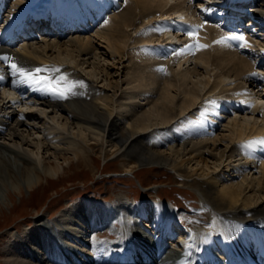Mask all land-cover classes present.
Segmentation results:
<instances>
[{
    "label": "bare ground",
    "instance_id": "obj_1",
    "mask_svg": "<svg viewBox=\"0 0 264 264\" xmlns=\"http://www.w3.org/2000/svg\"><path fill=\"white\" fill-rule=\"evenodd\" d=\"M181 2L182 4H179V7L174 5L176 6L175 9L173 8L171 9L172 11L169 12L164 11V7L168 4V0H137V2L131 1L128 3L122 12L119 11V21L113 27L114 30L109 33H104L103 31L102 33L100 31L101 33H98L96 36L99 38V41L100 38L103 39L101 43L105 42L113 58H115L116 55L119 60L118 63H104L106 65H102V54H104V52L101 53L98 51L97 47H94L95 44L91 42L90 36H80L77 33V35L73 36L74 32L72 34L70 33L71 37L68 39H60L62 35H58L60 31H57L55 35L52 33L54 37L47 34L38 41H33L34 38H31L21 43L18 47L7 46L4 42L6 38L12 35V31H18L22 26H18L17 20L21 19V23H24V20L29 22L33 16L44 13V9H48V11H59V9L61 11L66 10L68 16L70 17L73 13L78 22L86 21V15L83 14L81 8L77 7L74 0H52L51 3L53 4L50 7L45 6L42 1L36 3L28 2L27 4H24L25 2L18 3V1H15L11 4L13 10L5 16L4 24L0 26V56L10 55L14 58L15 63L26 69L31 70L37 67L48 69L49 71L42 73L43 76L49 77L53 83L60 81L61 77H63L62 87H71L67 99H59L50 96L44 84L30 85L24 83L19 76L12 75L7 62L0 60V77H3L2 82L5 84L4 87L12 88L18 94L27 95L24 98L22 97L21 100H15L14 96H8V93L5 92L0 95V139H7L13 145H7V143L4 142L2 146H7L10 150L9 152L27 159L28 162L26 164H30L29 166L22 164L21 169L19 168L21 172L20 180H15L18 184L12 185L13 191H21L22 183L31 191L36 186H40L43 178H56L60 175L61 171L56 163L52 165L50 162L42 160V156L40 155L37 161L40 165L38 166V164L35 163L36 165L34 166L32 163L33 161H29L31 158L27 155L26 150L23 149V147L21 148L26 140L23 134L28 132L29 127L32 129H36V127L33 125V122H24L25 118L23 113H19L20 111H17L15 108L12 109L9 103L12 102L13 104H17L16 106L20 108L23 106L20 105V103L25 98L28 100L26 103L29 104L39 102L53 109L56 107L71 112V117L66 115V122L64 126H62L64 127L62 130L59 129V125L54 126L50 125L46 120L42 121L46 129L44 132L42 131L44 135L35 142L40 149H49V146L61 147L67 144L72 149L78 148V150L74 149V152L78 159L80 158L83 160V151L86 152L87 148L93 145H99L100 143L103 144L105 141L112 146L113 154L119 153L122 156L129 157L132 168L136 167L138 164H157L171 168L179 174L189 177H204L209 175V169L212 168L213 170H217L222 163L226 164V168L233 166L231 158L239 154L237 152V145H235L236 140L247 136H259L264 133V125L249 127V124L241 121L243 118H233L225 124V127L230 131L228 138L224 137L227 139L226 143L222 144L219 148L218 145L221 144H217V141H220L218 140V136L214 140L209 141L212 136L209 137L208 134L211 135L212 133L202 131L200 127L205 126L207 129L206 126L208 125V128L213 130L220 115L207 117V124L203 121L199 126L196 123L192 124V116H183L185 113H190V110L195 106L198 98L201 96L200 89L202 90V87L203 89L206 87V83L203 80L193 81L192 74L198 73L197 69H188L187 71L177 70V73L174 71L176 82L165 84L162 88L160 97L158 99H153L149 108L144 111L136 110L135 104L133 105L135 102L120 103L117 100L121 91V95H125L127 99H133L138 96L123 90L120 82L121 74L125 72V66L121 64L123 57H126L127 54L125 40L129 37L126 32L127 28L125 29L124 27H135L136 24H138L137 9L140 11L139 14L143 16L160 12L161 16L165 18L166 16L169 17L174 11L183 14L186 13V16L189 17L185 10L186 6L184 7L183 5L185 2ZM188 2L191 3V1ZM257 2L258 0H252L251 8L255 12V16H264V10L258 9L260 4ZM199 3L201 4V2ZM8 5H10L9 0H0V20L3 17L2 15H4L3 10L6 9ZM209 13L212 14L214 11L210 10ZM168 17H166V19ZM95 19L97 20V17H95ZM16 26L18 27L16 28ZM64 26L66 27V25ZM168 26H172L171 23H169ZM261 26H263V24H261ZM220 30V28L212 29L213 34L217 36V40L220 42L219 50H215V53L211 51H208V53L199 52L198 55H196L197 59L199 58L204 65H211L214 63V65H217L220 69H226L230 74L233 73L236 77L239 76V80L243 82L248 81L251 85L253 80H249L243 73L251 69L255 63L251 62L252 59L249 55L243 58L238 54V51L225 41L227 34L224 30H221L222 34L219 36ZM178 40L181 42L182 38ZM257 41L259 44L262 41L264 42L259 36L249 39L250 44L253 46V51L260 54V59L255 58V62L261 61L262 57L264 58V52L261 50L262 48H255L256 45H259ZM257 53L255 55H258ZM182 56H184V54H181L179 59H185ZM131 62L137 73L139 72L136 74L135 79L132 80L138 81L137 87H142V81H144L145 76L143 73H140L142 72L141 69L149 67L153 63L150 59L147 60L146 58H141L139 61L134 59V61ZM165 63L169 66L168 62ZM262 64H264V62ZM82 71L86 72V75H89H83ZM115 73H118L117 76ZM169 76L170 75H167L166 77ZM95 78H97L96 81L94 80ZM103 80H107L106 83L99 85V82ZM262 86L264 87V85ZM173 88H178L176 91L182 89V92H184L185 97L182 98L180 103L175 102L178 96L177 93L172 92ZM137 91H139V89H137ZM247 94L246 92L245 95ZM214 100L215 99H213V101ZM237 106L239 107L240 104H237ZM254 110L260 111V107L255 105ZM29 115L33 120L39 118L36 117L37 114L34 112H30ZM182 116L184 118H181ZM178 117V121H175ZM124 120L127 123L126 126H123ZM154 129H158V131L154 132ZM198 131H200V136H202L200 140L196 137L198 136ZM148 133H151L149 136L152 140L156 142H162L163 140L167 142V144L157 146L156 143L147 139L146 135ZM259 138H262V141H264L263 136H259ZM88 140L92 141L88 142ZM1 142L2 141H0V144ZM162 146H165L163 150L161 148ZM156 147L159 148V150H156ZM79 150L81 151L79 152ZM105 153L107 154V152ZM11 157L8 155L5 156V154L0 155V179L1 176H3L2 173L8 176L12 175L9 167V162H13V157ZM238 159L235 158L234 161H238ZM200 163H202V166L199 165ZM244 165L245 164H243V167ZM262 165H264V162H262ZM262 171L264 172V166ZM248 174L249 172H243L241 181H225L222 179L221 175L218 174L215 184L209 182V180L207 182L204 180L202 184L205 183L203 185L201 184L202 187L197 189L204 201H207L213 213L217 212V215L221 218L220 220H222L221 223L217 222L215 224L216 232L219 235L218 238L227 243L226 230L231 239H236L244 255L252 254L264 246V198L258 194L261 192V186H264V175L254 177L248 176ZM199 180H201V178ZM1 201L2 197L0 194V202ZM141 208L144 218H158V209H160L158 203L154 205L142 203ZM66 215L64 223L67 222L69 225H76V217L73 213H70V215L67 213ZM38 221L36 222L38 224L42 222V220ZM106 222L105 220L104 223ZM122 222L126 232L122 237L126 236L127 239L131 241L130 246L128 245L122 248L119 242L118 244H108L106 241L102 240L97 243L96 246H93L92 252L95 253L93 256L83 252L84 250L87 251L88 245H91V243L85 240L86 237L100 230H95L97 229L95 228L97 222L89 226L85 221L84 225L90 232L85 233L84 239H77L80 240V242L77 241L78 244H82L84 248H80L81 252H83L82 258L81 260L77 258L76 263L192 264L195 262L196 254L193 247H190L183 253L178 251L172 252L173 248L171 244H162L163 241L159 243V238L157 240L154 238H145V235L138 231L135 233L131 230L132 227H130V223H128L130 221ZM172 222L173 219L168 229L174 232L175 224ZM118 224L120 225V223ZM185 233L184 231L179 234V241L183 246L188 242V236L185 235ZM163 235L167 237V235L171 236L172 233L166 232L163 233ZM109 236L110 238H114L111 237L112 235ZM205 240L209 241L208 237H205ZM12 242L8 254V258L12 264H31L28 259H30V257L32 258L34 253L32 252L31 246L29 247V243L26 244L23 242V239L19 237H15ZM143 245L147 246V255L139 252V247ZM127 247L132 249V251L129 250V252H127L130 253V257L125 261H121L118 252H125ZM167 247H170L169 250H167ZM228 248L229 246H226V249ZM218 253H222V251L219 250ZM49 257H51V254H49L48 258ZM33 259H37L39 263H43L42 257L37 256Z\"/></svg>",
    "mask_w": 264,
    "mask_h": 264
},
{
    "label": "rangeland",
    "instance_id": "obj_2",
    "mask_svg": "<svg viewBox=\"0 0 264 264\" xmlns=\"http://www.w3.org/2000/svg\"><path fill=\"white\" fill-rule=\"evenodd\" d=\"M15 1L17 0H10V6L5 9V13L9 11L10 7L12 6L11 4ZM27 1L28 0H20L21 3ZM96 1H98V3L100 4L102 3V0H96ZM104 1L108 2V5H115L117 9L115 7L110 9L109 13L107 14V17L105 18L106 20L104 19L105 24L101 26L100 25L96 26L94 29L91 30L89 34L86 33L81 35V36H90L91 42L95 44L94 47H97L98 51H100L101 53L104 52V54H102L103 57L102 65L106 62H107L106 64H111L112 62L118 63L119 60L116 57V55L115 58H113V55H111V53L109 52V49L107 48L105 42L101 43L103 39L100 38L99 41L98 40L99 38H97L96 36L98 35V33H101L102 31L104 33H109L110 31L114 30L113 27L119 21L118 18L120 14L119 11L122 12V7L126 5L129 1L137 2V0H104ZM181 1H184L187 4V2L191 0H168V4L164 7V11L169 12L172 11L171 9L173 8L175 9L176 6L179 7L178 5L182 4ZM42 2L44 3V1ZM197 2H195V4ZM171 3H175L178 5L174 6L175 4L173 5ZM257 3L260 4L258 9L264 10V0H258ZM198 4L200 3L198 2ZM193 8L194 7L191 6L189 8V11H191ZM185 10L187 11V13H189L186 8ZM137 12H138L137 17L139 19L138 24H136L137 26L124 27L125 29L127 28L126 32H127V36L129 37H127L125 40L127 54L126 57H123L121 63L123 64V66H125L124 69L125 72L121 74L120 82L123 87V90L134 93L136 96L137 95L138 96L133 99H127L125 98V95H121L122 92L121 91L117 97V100L120 103L122 102L128 103L132 101L135 102L133 103V105L135 104L136 110H140V111L146 110L147 108H149L150 103L152 102L153 99H158L160 97L162 88L163 86H165V84L176 82L174 71H176L175 73H177V70L187 71L188 69H192V70L197 69L198 73L192 74L193 75L192 78L194 79L193 81L203 80L206 83V87H204L205 89H203V87L202 90L200 89L201 96L198 98V101L194 106L195 110L200 109L199 106L202 105L200 101L204 98V95L205 96L209 95L211 92L212 93L222 92L223 94H226L225 97H228L235 95L236 91L241 90L240 86L244 85V82L238 79L239 76L236 77L235 74L233 73L230 74L229 72L226 71V69H223L225 71L224 72L222 69L217 67V65H214V63L211 65L206 64L207 65L206 66L199 58L197 59V57H193L191 59L192 60L191 63L188 65H185V63L183 62L178 63L179 65L177 67L172 68L173 76L171 74L169 77H166V79L165 78L159 79L157 74H154L155 72L154 73L153 71L148 72L145 69L146 67L142 68L141 69L142 72L140 73H143L146 79L144 78L145 82L142 81V85H141L142 87H137L138 81L135 80L133 81L132 79H135L136 74H138L139 72L137 73L136 69L133 68L134 65H132L131 61H134V59L137 60L136 58H134L135 51L138 49V46L143 43L142 42L143 37L139 32L141 30H149L150 24L152 20L155 18L154 16L155 15L159 16V14H157L158 12L147 16H143L142 14H139L140 13L139 9H137ZM262 20L263 19H260V21ZM221 34L222 31L220 30L219 36ZM200 39L205 40V36L204 35L201 36ZM261 39L264 40V37H261ZM150 40L153 41L154 39H150ZM257 47H261L262 48L261 50H263L264 52L263 41ZM218 50H219V46H218ZM204 52L208 53V51H204ZM256 53L257 52L255 51V54ZM184 58L185 59L182 58L181 60L190 59L189 56ZM146 59L149 60L148 58ZM82 73L83 75H86L85 74L86 72L82 71ZM244 73L243 75L245 76ZM117 74L118 73H115L116 76ZM94 80L96 81L97 78H95ZM106 81L107 80H103L99 82V85L105 84ZM149 81H151L152 83ZM261 84H264V81ZM137 89H139V91H137ZM177 89L173 88L172 92L177 93L178 98L176 99L175 102L180 103L182 98H184L185 96H184V92H182V89L176 91ZM3 90L6 89H0V95H2L4 92L7 93L6 91ZM143 91L147 92L146 98L141 97L142 95L141 93ZM208 92L210 93L207 94ZM150 93H153L152 97L149 95ZM261 97L264 98L262 94ZM216 101L217 100H214V102ZM258 101L262 105L264 104L263 99H259ZM210 102H213V99H209V103ZM256 105L259 106L257 101H256ZM12 107L14 108L15 105L11 106V108ZM21 107L19 109H21V111L26 112L23 113L25 118L24 122L26 121L33 122L34 123L33 125L36 127V129H32L31 127H29L28 132L27 133L24 132L25 134L23 135L25 136L26 140L23 143V146L20 145L21 148L23 147V149L26 150V153L27 155H29V158H31L29 161L31 162L33 161L32 163L35 166L36 164H38L37 163V161L39 160L38 156L40 155L42 156L41 158L42 160H46V162H50L52 165L56 163L60 167L61 171H60V175L56 178H43V181L41 182L40 186H36L31 191L22 182H21L22 183L21 191L20 190L13 191L12 185L18 184L16 183L17 181L16 179L20 180L21 172L19 168L21 169L22 164L25 165L28 162V160L20 156H17L12 152H9L10 151L9 148L7 146L5 147L2 146V144L6 142L7 145L11 146L12 145L11 142L8 141L7 139H0V141L2 140L0 144V155L5 154V156L8 155L10 157L11 156L13 157V158L11 157L13 162H9L10 163L9 167L12 175L8 176L5 173H2L3 176H1L0 179V194L2 197V201L0 202V264H12V262L8 258V254H9V247H11V243H13L12 241L14 240L15 237L22 238L23 242H25L26 244L29 243V246L33 248L32 252L34 253L33 250L35 246L37 247L36 250L42 252L43 248L39 247L38 244L36 245V243H38L39 241V234H43L45 230L47 231L49 226L55 227V225H59L60 227L59 231L61 230V233L65 234L66 237H69L71 235L74 236L73 232H71L73 228H74L73 231L74 232L76 231L75 234H78L80 232L78 230L79 227H82V232H83V224H80L79 222L81 221L82 216L85 219L87 218L85 214L82 213L81 202L84 203L86 202L87 208L95 212V206L116 207L118 204H127L129 206H133L136 203H138L137 198L144 195H148V193H150V198H152L154 194L158 193L159 195H161L162 199L167 200L168 203L173 204L174 202V204L177 206L175 207L177 208L176 211L179 212V214L182 217L187 218V221H189L191 224H192V219L199 221L200 224H204L208 221H211V216L213 211L211 210L207 201H204L203 197L201 196L200 192L197 189L201 188L202 185L208 180L209 182H213L215 184V180L217 179L218 174L228 179L227 178L228 176L227 173H229L228 170L230 171L235 170L232 166L226 168L225 167L226 164L222 163L221 166L218 167L217 169L218 172L217 170H213L211 168L208 170L209 175H206L204 177H198V176L189 177V176L181 175L171 168H168L166 166H160L157 164H150V165L138 164L136 167L132 168L130 163V158L126 156H122L119 153L113 154L112 146H110L105 141L103 142V144L100 143L99 145L96 146L93 145L92 147L87 148L86 152L82 150L84 155L83 160H81L80 158L78 159L76 153L74 152L75 150H78V148L72 149L67 144L61 147L49 146V149H43V148L40 149L37 147L35 142L44 135L42 131L44 132L46 127H44L42 121L46 120L50 123V125H54V126L59 125L58 126L59 129L62 130L64 129V127L62 126H64V123L66 122L65 117H67L66 115H69V117H71V112L56 107L53 109L52 107L45 106L39 102H35L33 104L26 103ZM194 107L190 110V112H192L191 114L189 113L184 114L185 115L184 117H187V115L192 116L191 117L192 124H194L193 121H195V118H193V115H195V112L193 110ZM30 112H34L35 114H37L36 117L39 118H37V120L31 119L29 115ZM260 112H262L261 108H260ZM222 115H223L222 116L223 121H220L219 124L220 129L217 130L216 132L217 133L216 137L218 136V140H220L217 141V144H221L218 145L219 148L220 146H222V144L227 142V139H225L224 137L228 138L230 131L227 127H225V124L228 123L233 118H243L241 121L243 123L249 124V127L255 125L258 126L264 125V116H262L260 113H256L253 111L245 112V113L238 112L236 115H233L235 117L233 116L226 117L225 114ZM195 117L197 118L196 115ZM178 119L179 117L176 118L175 121L176 120L178 121ZM126 125L127 123L124 120L123 126ZM153 131L157 132L158 129H154ZM208 135L209 137L212 136L211 139H209V141H212L216 138L213 135L210 134ZM243 140L244 139H240L239 142L241 143L243 142ZM91 141L92 140H88V142ZM160 144L164 145L167 144V142L162 140ZM157 146L160 145L157 144ZM163 149L164 148H162V150ZM156 150H159V148L156 147ZM80 151L81 150H79V152ZM105 152H107V154ZM235 157L231 158V161H234ZM233 163L236 164L235 161ZM26 165L29 166L30 164H26ZM39 165L40 164H38V166ZM199 165L202 166V163H200ZM263 166L264 165L262 164L259 167L254 165L253 169L250 170L248 176L257 177L264 175L263 174L264 172L262 171ZM233 173L238 174L237 172H233ZM200 178L201 180H199ZM204 180L205 182L202 184ZM241 180L242 179H239L238 181ZM260 191L261 192L258 194H260L264 198V186H261ZM142 203L154 205L158 202L154 201V203L150 204L146 200V202H142ZM126 209H129V207H126ZM75 210L77 211L81 210V211L77 212ZM67 213L68 215H70V213H73V215L76 217L75 219L76 225H69V223L67 222L64 223ZM214 213L217 214V212ZM114 214L117 215V218L114 220L115 221L114 225L116 227V230L114 231L108 230V229L110 230L114 229V225L112 221H110L109 225L104 226V228L106 229H101L100 231L96 232L97 237L100 238L99 240H102L101 238H105V237L109 239H118V238H122V236L126 234L125 227H123L122 221L124 222L129 221V216L123 214L121 208L114 209ZM202 214H204V216L207 215L206 220L201 218ZM92 215H93L92 217H94V214ZM34 218H36V220H34ZM107 218L110 219L109 214ZM44 219L48 223L45 222ZM27 220L30 223L29 225L25 224ZM38 220L39 221L42 220V222H40L39 224L36 223ZM117 222L120 223V225ZM86 223L88 222L86 221ZM60 224H64L65 226H68L70 231L67 229H61L63 227H61ZM131 230L136 233V231H134L133 229ZM52 231L53 229L50 228L49 232L52 233ZM87 232L88 231H86L85 233ZM31 235L34 237L35 239L34 241L36 243H34L32 239L30 240ZM109 235H112L111 237L114 238H110ZM89 237L91 236L86 237L85 241L89 242L90 240L88 239ZM92 238H93L92 241L95 242L96 238L94 235H92ZM78 241L80 242V240ZM116 242L117 241L113 243L118 244V242L117 243ZM79 247L84 248L82 247V244H80ZM44 249H49V245H46ZM39 251L37 252L39 253ZM88 251L92 252L90 250ZM45 252L48 253V251ZM38 253H34L32 258L30 257L31 260L28 259L29 262L31 264H34L35 262H36L35 264H49V260L48 261L46 260L48 255L40 254V253L38 254ZM34 256L42 257L43 263H39L37 259L34 260L33 259L35 258Z\"/></svg>",
    "mask_w": 264,
    "mask_h": 264
},
{
    "label": "snow or ice",
    "instance_id": "obj_3",
    "mask_svg": "<svg viewBox=\"0 0 264 264\" xmlns=\"http://www.w3.org/2000/svg\"><path fill=\"white\" fill-rule=\"evenodd\" d=\"M187 35L195 37L196 32L195 31L188 32ZM227 40H234L238 42L239 46L242 48L248 46L247 38L244 35H232L230 37H226L225 41ZM200 47H203V46H200ZM0 60L7 62L12 75L19 76L24 83L30 84V85L31 84H37V85L44 84L50 96H53L59 99L68 98L71 87L69 88L62 87V81L64 80L63 77H61L60 81H56L55 83H53L49 77L42 75V73L49 71L48 69H44L40 67L31 69V70L26 69L18 65L17 63H15L14 58L11 57L10 55L0 56ZM259 75H260L259 73H252V76L254 77L259 76ZM261 78H264V77H261ZM2 79L3 77H0V80ZM260 143H264V141H260Z\"/></svg>",
    "mask_w": 264,
    "mask_h": 264
}]
</instances>
